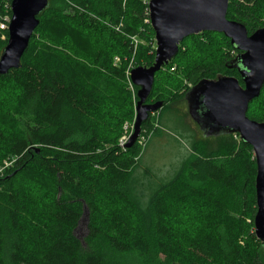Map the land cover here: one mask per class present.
<instances>
[{"label": "trees", "instance_id": "16d2710c", "mask_svg": "<svg viewBox=\"0 0 264 264\" xmlns=\"http://www.w3.org/2000/svg\"><path fill=\"white\" fill-rule=\"evenodd\" d=\"M5 6L0 0V56L9 38L1 26ZM228 17L251 34L264 26V0H230ZM39 18L21 67L0 75L15 94L13 105L0 106L12 111L8 119L0 113V168L11 163L0 174V264H124L107 258L104 248L133 252L146 264H264V242L254 229L252 145L240 140L227 151L193 153L163 180L139 171L143 148L122 146L102 128L114 81L128 85L131 61L156 49L155 39L146 35L155 32L149 0H50ZM101 22L120 26L119 51L91 46V26ZM216 33L224 35L205 31L193 38ZM230 48L237 52L223 65L243 83L238 69L228 67L240 52L231 40ZM217 71L213 63L197 64L194 74L202 75L193 85L215 79ZM261 107L264 87L248 116L264 121ZM142 129H157L152 114ZM27 174L48 179L51 196L42 199L25 187L19 180ZM186 206L196 217L189 241L177 225ZM86 211L82 239L77 228Z\"/></svg>", "mask_w": 264, "mask_h": 264}, {"label": "water", "instance_id": "95a60500", "mask_svg": "<svg viewBox=\"0 0 264 264\" xmlns=\"http://www.w3.org/2000/svg\"><path fill=\"white\" fill-rule=\"evenodd\" d=\"M230 0H149L150 22L156 34V58L151 66L131 70L132 84L138 87L134 131L126 147H132L141 135L142 125L164 106L163 100L150 102L155 76L173 60L181 42L205 31L223 33L240 52L228 67L238 69L236 76L203 78L185 97L191 118L203 137L238 133L252 145L257 162L255 233L264 242V121L248 116L250 103L264 87V26L249 33L247 26L228 17ZM50 0H12L9 38L0 56V75L20 68L31 38L40 24L39 15ZM85 218L88 221V211ZM83 217V218H84Z\"/></svg>", "mask_w": 264, "mask_h": 264}, {"label": "rangeland", "instance_id": "374dc122", "mask_svg": "<svg viewBox=\"0 0 264 264\" xmlns=\"http://www.w3.org/2000/svg\"><path fill=\"white\" fill-rule=\"evenodd\" d=\"M8 2L6 0L5 12L1 20V26L7 29L12 17L9 13L10 10L12 11L11 4ZM108 26L111 25L105 22L94 23L91 26L90 44L94 49L113 48L119 51L120 44L123 42L118 35L120 26L116 27L117 31ZM146 35L153 37L156 42L155 32H147ZM199 35L201 34L186 37L183 40L184 44L180 55L157 72L154 93L150 101L152 102L155 98L157 101L166 99L167 103L159 111L152 113V120L157 129L154 131L142 129L140 137L135 142L137 147L144 149L139 171L143 173L149 170L158 179L169 180L172 178L182 162L193 153L207 154L210 150L227 151L230 144L241 140L239 134L234 133L228 139L207 141L202 137L199 125L188 112L185 92L193 86L194 80L202 75L201 73L194 74L197 64L213 63L214 67L218 69L215 78L220 75L237 77L234 72H230L223 65L226 57L233 56L237 52L230 48V39L218 33L206 34L202 38H193ZM133 41L138 45L135 37ZM155 58L156 49L153 52L146 49L141 60L136 58L131 61V69L137 66H151L155 62ZM114 63H120V56L114 57ZM128 83L127 85L119 80L114 81L106 100L103 118L105 125L102 127L111 139H117L122 146H126L133 133L136 119L138 88L130 80ZM242 84L244 85V83ZM14 98L15 94L11 86L7 83H0V106L8 109L14 104ZM11 112L0 111L2 115H6L4 116L6 119L11 116ZM257 112L264 113V109L261 107V110ZM4 171L2 170L0 174H3ZM19 181L42 199L51 196L50 182L43 176L27 174ZM189 212L192 216L188 214ZM178 219H181L180 224L177 225L183 229L180 230L182 238L185 241L191 240L192 235L188 229L195 227V209L190 206L182 208L178 213ZM87 232V218L84 217L77 228V234L84 239ZM103 254L109 259L118 260L124 264H146L141 257L133 252L122 253L104 248Z\"/></svg>", "mask_w": 264, "mask_h": 264}, {"label": "built area", "instance_id": "2783aa9c", "mask_svg": "<svg viewBox=\"0 0 264 264\" xmlns=\"http://www.w3.org/2000/svg\"><path fill=\"white\" fill-rule=\"evenodd\" d=\"M10 164H11V163L7 161V162L5 163V166L2 167V168H0V172H1L2 170H4V169H5L8 165H10Z\"/></svg>", "mask_w": 264, "mask_h": 264}, {"label": "flooded vegetation", "instance_id": "af4514ba", "mask_svg": "<svg viewBox=\"0 0 264 264\" xmlns=\"http://www.w3.org/2000/svg\"><path fill=\"white\" fill-rule=\"evenodd\" d=\"M150 101V100H149ZM151 102V101H150ZM152 102H154V100L152 101Z\"/></svg>", "mask_w": 264, "mask_h": 264}]
</instances>
